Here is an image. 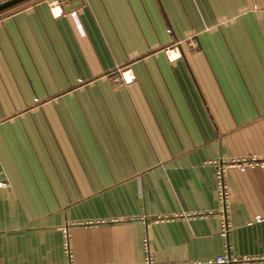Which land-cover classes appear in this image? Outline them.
<instances>
[{"label": "crops", "instance_id": "crops-1", "mask_svg": "<svg viewBox=\"0 0 264 264\" xmlns=\"http://www.w3.org/2000/svg\"><path fill=\"white\" fill-rule=\"evenodd\" d=\"M53 1L0 13V264H264V0Z\"/></svg>", "mask_w": 264, "mask_h": 264}, {"label": "built area", "instance_id": "built-area-1", "mask_svg": "<svg viewBox=\"0 0 264 264\" xmlns=\"http://www.w3.org/2000/svg\"><path fill=\"white\" fill-rule=\"evenodd\" d=\"M65 1L67 0H55L49 3V8L54 17H58L63 14L61 4L64 3ZM189 43L192 47L196 46V42L191 38L189 39ZM167 52H168V57L170 60L180 57L179 53L175 55V53H173L172 50L166 49V53ZM132 79H133L132 75L124 76V81L127 83L131 81ZM257 163H259V161L256 156H251L248 158L242 157V158L232 161V163H230L227 167H234L238 169L239 172L242 173V172H245L246 168L249 165H254ZM225 168H226L225 166L219 165L215 171L216 193H217L219 211L221 215V219H220L221 232L220 233L223 236L227 235L229 227H230V223L227 217V201L229 198L230 191H229V187L225 180V174H224ZM1 185L2 184L0 183V186ZM63 247L69 257L68 264H72V254L69 249V232L67 231V229L64 230ZM225 247H227V244ZM143 251L145 254L144 264H153L152 254H151V251L149 250L147 237L143 238ZM197 264H203V263H197ZM204 264H253V263L249 260L237 261V259L233 257L232 255H230L229 252H225L224 254L216 256L214 259H209Z\"/></svg>", "mask_w": 264, "mask_h": 264}, {"label": "water", "instance_id": "water-1", "mask_svg": "<svg viewBox=\"0 0 264 264\" xmlns=\"http://www.w3.org/2000/svg\"><path fill=\"white\" fill-rule=\"evenodd\" d=\"M24 1L26 0H3L0 2V13Z\"/></svg>", "mask_w": 264, "mask_h": 264}, {"label": "trees", "instance_id": "trees-1", "mask_svg": "<svg viewBox=\"0 0 264 264\" xmlns=\"http://www.w3.org/2000/svg\"><path fill=\"white\" fill-rule=\"evenodd\" d=\"M1 1H3V0H0V2ZM27 1V0H26ZM26 1H24V2H26ZM24 2H22V3H20V4H17L16 6H19V5H21V4H23ZM16 6H13V7H11V8H9V9H7V10H10V9H12V8H14V7H16ZM6 11V10H5ZM4 12V11H3ZM2 13V12H1Z\"/></svg>", "mask_w": 264, "mask_h": 264}]
</instances>
